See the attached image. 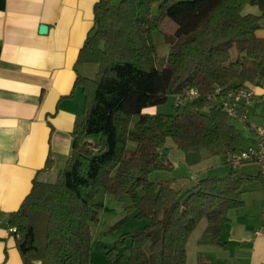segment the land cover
I'll list each match as a JSON object with an SVG mask.
<instances>
[{
    "label": "trees",
    "instance_id": "1",
    "mask_svg": "<svg viewBox=\"0 0 264 264\" xmlns=\"http://www.w3.org/2000/svg\"><path fill=\"white\" fill-rule=\"evenodd\" d=\"M249 5L260 14L245 13ZM167 18L177 30L166 35L170 48L160 69L151 35ZM260 30L264 0H98L76 61L96 65L98 72L76 80L86 107L76 118L72 151L57 181L36 178L20 208L10 213L24 264H91L92 225L104 209L100 191L129 196L137 216L147 220L131 233L130 264H189L188 240L204 219L200 243L227 250L222 232L230 212L244 206L243 187L253 176L232 168L226 176L198 179L182 194L173 179L155 182L150 175L173 169L164 154L169 139L184 151L226 157L236 150L239 129L208 96L217 87L264 85ZM191 88L201 97L181 112H145ZM129 140L137 142L136 150L128 149ZM52 165L50 158L45 169ZM102 248L115 262L124 259L115 248ZM200 264L213 263L200 255Z\"/></svg>",
    "mask_w": 264,
    "mask_h": 264
},
{
    "label": "crops",
    "instance_id": "2",
    "mask_svg": "<svg viewBox=\"0 0 264 264\" xmlns=\"http://www.w3.org/2000/svg\"><path fill=\"white\" fill-rule=\"evenodd\" d=\"M97 1L0 0V264H24L10 213L20 208L36 178L53 182L72 151L76 118L86 107L76 80L98 72L96 65H76ZM42 25L48 26L46 34L40 33ZM258 35L264 37V30ZM263 86L256 88L259 94ZM248 111L264 120V105ZM248 138L249 145L255 142L251 129ZM50 158L53 165L45 169ZM261 219L242 213L225 226L224 251H235L238 264L264 263V212Z\"/></svg>",
    "mask_w": 264,
    "mask_h": 264
},
{
    "label": "rangeland",
    "instance_id": "3",
    "mask_svg": "<svg viewBox=\"0 0 264 264\" xmlns=\"http://www.w3.org/2000/svg\"><path fill=\"white\" fill-rule=\"evenodd\" d=\"M121 0H114L116 4H119ZM186 1V0H181ZM153 12L157 14L159 7L156 4ZM260 8L258 6L249 5L245 9V13L260 14ZM177 30V24L167 18L164 20L160 30L153 32L151 40L157 48V61L156 66L160 69L165 67L167 56L169 53L170 45L166 41V35L175 34ZM175 96L170 95L167 102L147 108L146 112L151 114H175L177 111L181 112L184 106L179 109L174 106ZM251 114V113H250ZM138 116L134 118V122L137 121ZM250 119L255 124H263L264 120L250 116ZM232 123L239 129L240 135L237 140L236 150L246 148L250 144V127L242 121L232 120ZM135 123H133L134 126ZM132 126V127H133ZM169 153L168 156L173 163V169L171 171H157L150 175V180H174V187L181 190L182 194H186L198 181V179L206 178L209 176H226L232 168L225 163V157L217 154L208 153L209 151L196 152V151H184L178 148L173 140L169 139L168 144ZM128 149L136 150L137 142L133 140L128 141ZM64 168H57L58 175ZM239 173L245 176H253L250 181L244 184L243 199L246 202L243 207L234 209L230 212V217H233L236 221L239 214L242 213L245 217L248 215L251 218H256L258 223H262V213L264 212V182L261 181L260 167L256 163H244L236 168ZM56 170L52 173L55 176ZM58 177H53V182L57 181ZM261 198V200H259ZM97 199L104 203V209L100 214V220L92 225L93 233V252L91 264H130L127 260V256L130 252L132 244L131 233L144 227L147 224V220L139 218L137 216V210L133 209L132 200L129 196H123L117 199L115 196L100 191L97 195ZM246 205V206H245ZM241 223L245 225V220H241ZM207 226V221L204 219L198 223L196 229L190 236L187 245L189 264H200V255H202L206 261L213 264H238L237 259H232L235 251L232 254L226 253L224 249L216 245L201 244L200 240L203 236L204 230ZM226 239L225 233L222 236ZM102 244L107 246V249L114 250V253L124 255V259L121 262H115L114 258L109 257ZM242 261L240 264H245Z\"/></svg>",
    "mask_w": 264,
    "mask_h": 264
},
{
    "label": "built area",
    "instance_id": "4",
    "mask_svg": "<svg viewBox=\"0 0 264 264\" xmlns=\"http://www.w3.org/2000/svg\"><path fill=\"white\" fill-rule=\"evenodd\" d=\"M248 86L243 89H227L217 87L208 99L217 104L229 118L247 124L255 134V142L241 150H231L225 157V163L231 168H238L244 163H256L260 172L264 174V124H255L250 119L249 108L264 105V93L259 94L256 88ZM201 97L196 88H191L184 94L175 96L174 106L180 108L190 101ZM13 232L16 229H12Z\"/></svg>",
    "mask_w": 264,
    "mask_h": 264
},
{
    "label": "water",
    "instance_id": "5",
    "mask_svg": "<svg viewBox=\"0 0 264 264\" xmlns=\"http://www.w3.org/2000/svg\"><path fill=\"white\" fill-rule=\"evenodd\" d=\"M47 31H48V26H47V25H42V26L40 27V33H41V34H46ZM168 153H169V151H168L167 149H165V150H164V154H165V155H168ZM263 264H264V263H263Z\"/></svg>",
    "mask_w": 264,
    "mask_h": 264
}]
</instances>
